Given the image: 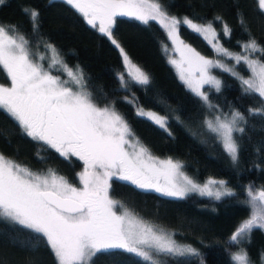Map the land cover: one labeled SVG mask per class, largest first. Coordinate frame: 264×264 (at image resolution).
Returning <instances> with one entry per match:
<instances>
[{"label":"trees","instance_id":"obj_1","mask_svg":"<svg viewBox=\"0 0 264 264\" xmlns=\"http://www.w3.org/2000/svg\"><path fill=\"white\" fill-rule=\"evenodd\" d=\"M153 1L177 19L211 24L219 42L231 51H240L241 44L250 38L264 47V12L258 0ZM24 8L39 13L35 28ZM225 24L230 34H225ZM0 25L6 29L15 25L16 31L33 48H40L43 42L54 46L69 68L82 70L95 102L113 107L151 154L179 160L184 173L194 180L222 179L236 193L219 200L195 193L173 197L154 189L134 190V186L116 177L109 181L108 194L112 198L141 219L171 230L176 242L186 243L200 254L165 255L168 264H199L201 257L203 264H234L231 256L241 247L248 252L252 264L263 262L264 231L255 229L250 242L246 240L240 245L229 240L240 222L250 215L251 207L245 203L247 188L250 185L253 189L264 188V119L249 116L247 112L249 108L264 105L258 94H246L243 90L245 86L239 77L249 74L244 62L235 66L238 76L230 71L214 70L221 82L220 90L207 83L202 88L208 95V104L212 105L209 107L179 79L169 62L165 48L170 46V38L158 19L145 24L132 17L117 16L112 26L113 38L124 54L148 75V84H139L125 74L120 50L66 0H4L0 4ZM178 35L201 56H214L211 45L190 26L179 25ZM251 55L264 62V54L251 52ZM51 71L67 78L57 66ZM0 84L11 85L2 69ZM134 105L166 117L168 131L138 116ZM213 110L222 114L238 110L248 119L246 125H240L245 128L243 134L233 133L240 145L236 163L215 134L204 126V118L214 113ZM0 153L30 171L46 173L52 169L69 183H80L81 159L71 155L62 157L55 149L32 140L3 109H0ZM38 235L0 218V260L3 264H56L43 239H37ZM31 245H36L37 250ZM119 260L120 264H148L131 253L120 255ZM96 264H111V260L101 256Z\"/></svg>","mask_w":264,"mask_h":264},{"label":"snow or ice","instance_id":"obj_2","mask_svg":"<svg viewBox=\"0 0 264 264\" xmlns=\"http://www.w3.org/2000/svg\"><path fill=\"white\" fill-rule=\"evenodd\" d=\"M2 3L4 0H0ZM66 3L72 5L89 25L98 27V31L111 40L123 54L127 75L139 84H148L149 77L132 63L113 38L112 26L117 16L132 17L145 24L150 19L159 18V22L167 28L169 38L181 44L183 41L178 35L181 24L190 26L198 34L211 33L213 38L216 35L211 24L205 27L188 18L169 17L160 4H149L148 0H66ZM258 6L264 12V0H258ZM23 11L29 15L35 28L39 13L29 8ZM241 24H244L243 16ZM223 30L225 34H230L226 24ZM47 47L53 56L48 68H45L43 63L38 62L43 61L44 57L34 58L28 41L16 31L15 25L7 29L0 25V69L5 71L11 82L10 87L0 84V109L16 121L22 132L32 140L55 149L62 157L71 155L83 160L85 169L79 173L82 187H74L52 169L45 174L32 172L0 153V218L30 233L39 234L37 239H43L56 264H96L101 256L108 257L111 264H120L119 256L124 253L134 254L148 264H159L153 252L200 256L191 246H177L163 230L157 232L147 224L134 221L123 204L109 197V181L116 177L134 186V190L154 189L173 197L198 191L201 195L219 200L223 196H235L236 193L227 187L223 190H212L210 187L225 185V181L211 180L201 186L185 176L183 185L175 183L173 177L182 165L170 158L159 160L153 157L114 108L102 107L95 102L87 89L82 70L69 68L54 46ZM243 48L246 53L264 54V47L258 45L254 38H250ZM188 50L199 65L201 77L195 81L187 79L186 83L208 104V95L201 91L202 85L210 84L219 91L221 82L214 77L204 76L212 61L205 59L195 49ZM218 50L234 58L237 63L243 60L252 69L255 81L239 78L245 86L244 92L258 94L264 105V62L249 60L248 55H233L224 48ZM170 62L177 63L175 60ZM216 63L220 66L218 61ZM57 65L67 73L69 80L52 74L51 69ZM225 71L238 76L232 69ZM120 79L124 80V74ZM181 79L185 80L183 70ZM208 106L212 107L211 104ZM247 112L249 116L264 119V107L249 108ZM137 115L168 131L166 117L143 109L138 110ZM242 123L246 125L248 119L238 110L232 111L230 116L218 115L214 120L206 121L208 129L217 133L222 140L223 148L233 163L237 162L240 153V145L233 133L245 132V128L240 126ZM162 179L166 182L165 188L160 186ZM247 196L249 199L245 203L251 207L250 216L230 236L229 240L234 245L246 240L250 242L255 229L264 231V188L253 190L250 185ZM117 208L122 211L118 212ZM31 247L37 250L36 245ZM231 259L234 264H252L243 247L233 253ZM261 259L264 261V254ZM0 264H3L2 260Z\"/></svg>","mask_w":264,"mask_h":264},{"label":"rangeland","instance_id":"obj_3","mask_svg":"<svg viewBox=\"0 0 264 264\" xmlns=\"http://www.w3.org/2000/svg\"><path fill=\"white\" fill-rule=\"evenodd\" d=\"M148 3L149 4H153V3H155L153 0H148ZM147 10V9H146ZM167 14V13H166ZM169 17H173V16H171V15H169V14H167ZM158 20H159V18H157ZM97 23V25L99 24V21H97L96 22ZM195 24H198V23H195ZM198 25H202V26H205V27H207V25H209V24H198ZM164 27V26H163ZM165 28V27H164ZM213 28V27H212ZM166 29V31H167V34H168V30H167V28H165ZM214 29V28H213ZM214 31H215V29H214ZM215 34H216V31H215ZM204 38L205 37H207V38H205V40L211 45V47L213 48V51H214V56H211V57H204L205 59H207V60H210V61H212L213 63L211 64V65H208L207 66V68H206V70H205V72H204V76L205 77H214L215 79H217L218 80V77H217V75L215 74V72H214V70H225V69H232V71H234V72H236V69H235V66L238 64L237 62H236V60L234 59V58H232V57H230V56H227V55H225L223 52H221V51H219L218 49L219 48H224V49H227L226 47H224L220 42H219V40H218V38H217V34L215 35V38H213V36H212V34L211 33H203V34H201ZM246 43H248V42H243L242 44H241V50L240 51H231V50H229V49H227L228 50V52L229 53H232L233 55H241V56H243V55H248V58H249V60H257V61H260L259 59H257L256 57H254V56H252L251 55V52H249V53H246L245 52V50H244V48H243V45L244 44H246ZM47 45H51L50 43H47V42H43L42 44H41V47L40 48H33L32 46H29L28 45V47H29V50H30V52L33 54V56H34V58H39V57H44V60L43 61H38V62H40V63H43L44 64V66H45V68H48V65H49V63H50V61H51V58H52V56H53V53L51 52V50L47 47ZM214 45L216 46V47H214ZM55 48V47H54ZM189 48H191V47H189V46H187V45H185L184 43L183 44H181V43H179L178 41H174L173 39H171L170 38V46H166V53H167V58H168V60H169V62L170 61H172V60H175L177 63L176 64H173V63H171V65L173 66V68L175 69V71H176V73H177V75H178V77H179V79L188 87V84L186 83V80L187 79H192V80H197V79H199L200 77H201V71L199 70V65H198V63L192 58V54L189 52ZM56 49V48H55ZM192 49V48H191ZM56 52L58 53V51L56 50ZM181 53H183V55H181ZM59 57L61 58V56H60V54H59ZM62 59V58H61ZM122 59H123V57H122ZM131 60V59H130ZM132 61V60H131ZM191 61V62H190ZM219 62V65L220 66H217V63L216 62ZM240 62H244L243 60L242 61H240ZM261 62V61H260ZM47 63H48V65H47ZM132 63L133 64H135L136 66H138L136 63H134L133 61H132ZM245 63V62H244ZM123 64H124V60H123ZM245 65L248 67V65L245 63ZM57 67H59L60 68V70H62L63 71V73L65 74V76H67V78L66 77H61L63 80H69L70 78L68 77V75H67V73L59 66V65H57ZM139 67V66H138ZM140 68V67H139ZM52 69H54V68H52ZM72 69V68H71ZM123 69H124V71L126 72L125 74H127V69H126V66H125V64L123 65ZM74 70V69H73ZM183 70V74H184V76H185V80H182L181 79V71ZM248 70H249V74L247 75V76H244L243 78L244 79H252V80H256V78L254 77V75H253V72H252V69H250L249 67H248ZM75 71V70H74ZM52 72V71H51ZM144 72V71H143ZM52 74L53 75H58V74H54L53 72H52ZM58 76H60V75H58ZM128 76V75H127ZM129 77V76H128ZM206 84V83H205ZM204 85V84H203ZM203 85H202V87H201V91H203L202 90V88H203ZM11 86V85H10ZM9 86V87H10ZM189 88V87H188ZM190 89V88H189ZM191 90V89H190ZM204 92V91H203ZM195 93V92H194ZM113 108V107H112ZM134 108H135V111L137 112L138 110H140V109H143L144 111H150V112H153V113H155L157 116H162V115H160V114H158L157 112H155L154 110H152V109H146V108H143V107H141V106H137V105H134ZM116 111V110H115ZM117 112V111H116ZM213 112L214 113H212L211 115H207L205 118H204V121H203V123H204V126L208 129V127H207V124H206V121H208V120H214V118L216 117V116H221V117H223L225 114H227V115H231V113H220V112H217L216 110H213ZM118 113V112H117ZM119 114V113H118ZM120 115V114H119ZM162 117H164V116H162ZM209 130V129H208ZM214 133V132H213ZM215 134V136L217 137V139L222 143V140L219 138V136H218V134L217 133H214ZM133 142H135V141H133ZM127 147V146H126ZM153 157H156V158H158L159 160H167V159H169L170 157H159V156H156V155H153V154H151ZM173 162H179L180 163V161L179 160H175V159H173V158H170ZM82 162H83V165H82V168H81V170H80V173L81 172H83L84 171V169H85V164H84V161L82 160ZM181 164V163H180ZM23 167V166H22ZM97 171H99L98 169H97ZM32 172H34V171H32ZM36 173V172H35ZM47 173V172H46ZM38 174H45V173H38ZM58 176H60L59 174H57ZM188 177L189 179H191V180H193L195 183H197V184H199V185H201V186H203L204 184H207L209 181H211V180H214V181H223L222 179H218V178H215V177H206V178H204V179H202V180H200V181H197V180H194V179H192L190 176H188V175H186L185 173H184V171L182 170V168H180L179 170H178V172H177V174L173 177V180H174V182L175 183H177L178 185H183L184 183H185V181H184V177ZM71 184V183H70ZM74 187H77V188H80V187H82V184L81 183H79V185H74V184H72ZM160 186L162 187V188H165L167 185H166V182L162 179L161 180V182H160ZM210 187L212 188V190H216L217 188H220V190H223V188L224 187H227V188H229V189H231V187H229L227 184H225V185H210ZM232 190V189H231ZM253 190H256V189H253ZM109 193V192H108ZM188 193H195V194H198V195H201L198 191H191V192H188ZM109 195V194H108ZM109 197L111 198V199H113V200H117V199H114V198H112L110 195H109ZM213 197V196H212ZM247 198L249 199V197L247 196ZM117 201H119V200H117ZM120 202V201H119ZM121 203V202H120ZM122 204V203H121ZM123 206H124V208H126V209H128L124 204H123ZM117 211L118 212H120V211H122L121 209H119V208H117ZM128 211L130 212V214H131V216H132V218L134 219V221H136V222H142V223H144V224H147V225H149V226H151V227H153V229L155 230V231H157V232H159V230H163V232L165 233V234H167V235H169L170 237H171V239L173 240V241H175L174 240V238H173V236H172V231L171 230H169V229H167V228H165V227H162V226H160V225H158V224H155V223H151V222H149V221H145V220H143V219H141L140 217H138L135 213H133L130 209H128ZM250 216V215H249ZM247 218H249V217H247ZM247 218H245V219H247ZM244 220V219H243ZM242 220V221H243ZM241 221V222H242ZM240 222V223H241ZM175 244L177 245V246H179V247H185V246H190V245H188V244H186V243H178V242H176L175 241ZM192 247V246H191ZM193 248V247H192ZM236 252H238V251H236ZM233 253H235V252H233ZM153 255H154V258L159 262V264H168L165 260H164V256L165 255H173V256H180V255H175V254H168V253H156V252H153ZM186 255H191V254H186ZM198 263L199 264H201V260H200V258L198 259ZM261 264H264V261L261 263Z\"/></svg>","mask_w":264,"mask_h":264},{"label":"flooded vegetation","instance_id":"obj_4","mask_svg":"<svg viewBox=\"0 0 264 264\" xmlns=\"http://www.w3.org/2000/svg\"><path fill=\"white\" fill-rule=\"evenodd\" d=\"M10 85H8V87H9ZM97 104H99L100 106H108V104H105V103H97ZM109 107H111V106H109ZM79 158V157H78Z\"/></svg>","mask_w":264,"mask_h":264}]
</instances>
